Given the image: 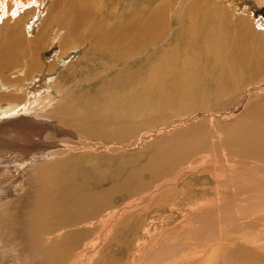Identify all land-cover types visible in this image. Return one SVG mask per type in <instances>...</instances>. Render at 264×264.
I'll return each instance as SVG.
<instances>
[{
	"label": "rangeland",
	"instance_id": "obj_1",
	"mask_svg": "<svg viewBox=\"0 0 264 264\" xmlns=\"http://www.w3.org/2000/svg\"><path fill=\"white\" fill-rule=\"evenodd\" d=\"M73 1L8 0V4H2L3 0H0V39H6L7 42L9 40H13L14 42L15 40H19L17 42H20L17 43L16 46V42L14 43L12 41L13 43L12 45H10L12 53H14L16 50L18 51L14 53L15 55L12 54V58H15L16 60L14 59V61L12 58H10L7 64L11 65H7L5 69H0V135L2 129H4L5 131L7 129H10L12 131L18 132L19 136L17 139L8 138L6 137L7 135L5 137L0 136V147L1 150L5 149L6 151L4 150L3 152L6 153L11 143L14 144L21 142L23 145L27 146V149L23 152L24 154L26 153L25 156H19L20 161L17 164L15 159H11L9 160V166L7 164V166H0V217L1 215H3V217L6 215L5 225H7L8 223L9 215H12V222L10 223V225H12L9 227L10 230L8 229L10 232V243L9 241L7 243L6 241H2L6 237L8 232L6 230V226L3 224V218L0 222V264H33L34 260L35 264H39V260L46 264V261L44 259L39 258L38 256L37 258L35 257L37 252H39L37 249L38 247L35 248L29 241L25 242V240H16H19V242L26 244V252L24 246L21 244L19 245L18 242L17 249H14L12 247V232L16 231V228L18 227V222H21L23 220L28 223L27 227H22L26 237L30 236V230L33 228V225L31 223L32 214H28L27 212L23 213L22 210H24L23 198L27 194L35 193L32 192L35 189L34 184L36 183V181H38V179H36L37 177L35 178V173L38 170V168H35V164L40 163V161L35 160L38 159L37 155L44 156L42 159L45 160V166L46 164H50L57 165V167L68 163L71 158L73 159L75 157L74 160L78 162L79 165L82 166L81 169L83 168V170L85 171V176L86 173H89L92 169L101 166L103 160H106L107 163H104V165H108L110 169L113 168L115 161H120L122 159L125 160V162L121 161L120 164H117L116 166H118L119 168L135 169V167H141L142 163L146 162L150 154L154 152V141L158 139L156 137L160 138L163 137V135H167H165L166 132H163L164 129L169 130L167 133H173L177 130L181 131L188 126L196 125L199 122L204 123L205 121H207L208 118L212 119V117L214 122H208L211 123L210 126H213V123H215V127L217 128L218 122L219 125H223V123H221L223 121L228 124L230 121L240 117V115L244 114L249 109L254 108L256 104L259 103L261 98L264 99V72L262 75L258 73V77L253 78L251 76L252 71H250L249 68L242 66L244 69L243 70L242 67L240 68L237 65H232L234 62V57L230 54H234L232 53V48L234 45L233 43L235 42L234 39H231V42L227 40L226 45L228 47L225 45L222 47V49L224 48L225 51L221 55L216 49L218 48V46L214 45V49H212V60L206 61L207 55H204V51H208V49L204 46V37L206 38V32L202 29L198 31L202 33H198L196 50H203V53H198L199 56H197L198 78L201 83L207 82L209 80V86L208 88H206V91L208 93L206 95H208L209 98L207 101L208 103L204 107L199 108L201 106L200 102H198L196 99H193L190 102L191 105L196 104L193 108L190 107L187 108L185 111H179L177 110L179 109L178 106L181 104L180 102H177L179 100L175 101L174 99L168 96L169 98L165 100L166 103H164L161 108L159 107L157 109L151 111L149 110L148 112L143 113V110L139 107L138 109H136L135 113L132 111L125 112V108H128V106L123 105L128 103L130 100L125 101L122 98L119 99L120 96H118V101H109L110 99H107L109 101L108 105L106 103L104 104L103 102H100V100L97 99L99 97V94H95L93 91H90V93L88 94L89 98L92 101L97 100L98 103L96 104L95 102H88L87 99V101L83 100V105L85 106V109L82 108V103H78L80 109L78 107H75V110H77L78 115H75L73 112L71 116H73L74 119H77L78 117L81 119H86L88 118V116L91 117L90 115L94 116L92 113L97 111L95 117H97V115H100V118L102 119H94L96 120L93 121V123L95 122L94 133H96L95 129L98 127V125H100V131H108L112 129L115 131V129H118L123 133V131L131 125L130 123L124 122L120 125H116V127L113 128L111 127L113 126V120H111V123L108 120H104V118L110 119L113 117V115L117 114L121 117H125V115L130 113V117L134 116L133 118H131V120H133L132 123L135 125L136 128L134 129V132L131 134V136L129 135L130 137L128 138L125 137L124 139L118 140H104L107 139V137L103 136V138L95 134L93 136H89V130L81 129L82 126L80 125V123H78L79 125H77V123H73V125H70L69 123H61L59 119L55 117L56 107L60 108V110L66 107L72 110L71 108H74V106H76L75 103H72V99L77 100L78 96L81 95V92L83 90L85 91L86 89H88L86 90L88 92L89 90L97 87L100 82V78H103L101 74L106 72L110 66V62L106 61L105 57H101L100 59L98 57L93 58V55L89 54V51L92 52L91 49H102L97 38L91 32L94 28H98L97 26H103L104 23V25H112L111 27H113L114 21L115 23L117 21H120L121 24H124L123 21L127 20V18L123 16L124 12H126L130 8V6L128 5L130 0ZM194 1L195 0H183L181 2V0H172L169 1L170 3H166L168 11H166L167 15L164 16L165 18L162 17L161 19L165 22L163 25V30L161 32V37L158 41H153L152 39H149L147 41L148 45L146 46L148 49L144 48L142 51L133 52L132 56L130 57L131 61H135L141 56L155 53L158 47L163 49L170 46V44L173 43L172 41L175 39V35L177 34V32L182 29V24L184 22V16L182 18V15H184L186 9L190 7ZM218 1L222 3L223 9L225 8L224 11L227 14L228 12H231L233 14L234 21L230 22H242L246 26L248 25V23L252 24L255 34H258L254 39L256 41L258 39L259 41L261 40L262 46L264 45V26H262L264 24H260L264 23V15L258 11L255 12V10L258 8H264V1ZM74 5H76V7L72 8ZM133 5L134 6H132L131 9H134V11H138L141 8H144L146 3L142 4V2H138L134 3ZM78 7L81 8V10L83 9L82 11L79 10L80 13H86L88 10H91L93 12V15L83 16L79 29L76 30L77 32L75 31L73 33L71 31V26L74 25L72 23V20L77 17V15H80L79 12H77ZM169 7L172 8L170 9ZM174 9L178 10V12H176ZM173 11H175L176 13H173ZM220 15L222 14L220 13ZM87 18L89 20H87ZM240 19L243 20L241 21ZM98 21H100V23ZM95 22H97L96 24L98 25H96ZM108 22L109 24H111L109 25ZM14 26L17 27L15 28ZM233 27L236 28L235 24H233ZM9 28L15 29L13 33L10 34L8 30ZM100 29L101 27L99 26L98 30H96L95 32L100 33ZM39 32L42 35H39ZM125 32L122 34L123 37H126L127 39L132 37L131 32H128L127 30ZM232 32H235L236 34V31L234 29H232L231 31L232 36H235ZM115 34H118L116 30L114 31L113 35ZM221 34L222 35L220 37L222 38L224 34ZM11 35L12 37H10ZM215 36V39L219 37L216 34ZM19 37H21V39ZM87 37H89L90 39H87ZM91 37L95 38L92 39ZM221 38H218L217 40ZM58 39H60L61 41ZM222 39L225 38L223 37ZM53 40H55V42ZM110 40L111 41L109 42V44L114 42V38L110 37ZM248 45L250 50L255 47L257 52L260 48L258 46L259 43L256 42ZM14 46L16 47L14 48ZM178 51L176 52V54L178 53ZM219 56L221 60L218 63L217 59ZM32 57L35 61L31 59ZM221 57L224 59H222ZM226 60H230V63ZM2 62H6V60H2ZM88 63H91L90 67L86 68L85 64ZM29 64L37 65L31 66L33 67L31 68ZM9 66L12 68H10ZM29 68L30 70H28ZM233 70L236 72L233 73ZM244 71H247L246 74ZM115 73L116 71L114 69H109L107 71L108 75L111 74L110 76L114 75ZM209 73H213V77H206V75H208ZM42 76L44 77V79L46 78L45 81L39 80ZM236 76L238 77L236 78ZM220 82L225 83V85L227 84L228 87L226 91L229 94L225 93L226 91L224 93L215 92V87L216 85H218L217 83ZM208 89L210 90V92H208ZM1 97H5V99H1ZM22 102H28L29 105H25ZM181 102L189 103L185 99ZM9 103L16 104L18 105V107L10 109L9 107L11 105ZM100 105H103L104 107L102 108V106ZM115 106H117L118 108L115 109ZM163 112H166L165 116L161 114ZM102 113L104 114V116H102ZM209 113H214V115L212 117H209ZM231 113L234 114L230 115ZM65 114H63L62 117L65 116ZM156 116H158L159 119L158 117L156 118ZM186 118L188 119L183 120ZM26 120L27 122L39 121L41 122V126L37 125L35 127H30L29 125L28 127H26L27 125L24 126V121ZM176 121L177 123L182 122L183 124H177L176 126L170 128L174 123H176ZM212 128H210V130H212ZM217 129L219 130V128ZM149 131H153V136H151L147 140L149 142L141 140L144 137V134ZM26 133L29 134L28 137L37 133V140H34V142H30ZM225 134L226 132H224V137ZM50 135L52 136V138L50 137ZM33 136L35 137V135ZM100 139H102V141ZM13 148L15 150L17 147L12 146L10 150H12ZM221 148H224V146H222ZM62 151L66 152L62 153ZM203 152H198V155H194L193 163L195 164H189L191 162L184 164L185 167L191 166L190 171L187 172L186 170L183 171L181 169H176L174 173H172V175L170 173L169 177L166 176V178L159 179L158 181L153 183V186H150L148 188L146 186L147 189L145 190H138V192L133 191L136 193L130 196H116L112 199L111 206L101 212L103 217L102 219L101 216H96L97 214H92L94 217L93 220L96 219L94 221L95 224H90V222H88V224H85V222L79 225L76 224L73 225L72 228L70 226L69 231H67V227L66 230L63 229L64 233L62 231H58L60 227H54L58 229L56 230L52 228L53 232H49V229L53 225H51V227L46 226V229L42 228L40 241L44 245L41 246L43 252L48 246H50L51 248L55 247L58 242L62 241L64 237L68 235V232L76 231L79 227H81V229H85L87 231L88 240L86 241V253L89 257L84 258L83 260L76 259V252H79L78 248L75 251L73 250V252L70 254V261L68 264H76V262L78 264H142L147 258L150 257V251L155 250L156 247L153 245H156L157 242H162L164 238L171 232L172 233L170 238H173L172 235L175 230H180V228H182L183 230L189 229L192 224L189 222L191 220L195 221L196 227L205 225L201 219V216L207 214L206 212H208V209L204 208H209L210 211L212 203H215L217 197H219L220 200L225 201L224 204H227L230 207L232 205L236 207L239 205L242 206L238 208L237 211L242 209L241 212L244 213V216H246L247 213H250L253 214L255 218L257 217L255 220L262 219V217H264V178H258L255 181H252V178H250L248 174L244 173L248 171L243 169L245 165L241 164L247 161H240L239 159L241 158L235 157L230 150L225 151L224 149L223 154L225 158L223 156H217V160L219 161L220 158L221 161V163L218 162L219 165L218 168H216L219 179V181L217 182L214 170L212 168V165L214 163L213 158H211L212 156L209 152ZM200 156H204V159ZM33 157H35V159H33ZM136 157H139L141 159L138 161V163H134V161L127 162L126 158L132 159ZM196 157L197 160L200 158V161L198 163H196L197 160L194 159ZM101 158L104 159L102 160ZM225 160L229 168H240V173H226L224 171L223 165V162ZM259 161L262 162L264 160ZM43 162L44 161H42V163ZM32 163L35 164L33 166H30ZM93 164H95V166ZM233 164L239 166H235ZM57 167L54 169L61 168ZM69 170L72 171L71 168ZM70 171L67 172L69 175H72L73 172L70 173ZM261 173H264V169H262ZM50 175L51 173L48 172L47 178ZM52 175L55 176V172L52 173ZM80 176L78 177L79 180L84 181V179H82ZM141 178L149 180L151 178V175L149 173H140V176H138L137 181L140 182L142 180ZM84 182H88L86 184H89L90 186L93 184L92 178L89 177L85 178ZM168 182L171 183L170 186ZM175 183L176 185L178 184V188ZM259 183L262 184L258 185ZM217 184L219 187H217L218 191L216 192ZM222 185L230 186L229 190H226L225 187H222V189H225V191H219V188H221ZM103 186H108V183H105ZM173 188H175V190ZM151 192H155L156 196H151ZM233 192H236L238 195L233 194ZM250 193L253 194L251 195ZM231 196L233 197V199L231 198ZM27 199L28 197L26 198V201ZM34 199L35 195L30 199V204H33ZM254 209L257 210L255 211ZM220 211V214H226L220 219L223 222L227 223V225L232 224V222L236 220L238 216L237 214H240V212L234 213L233 211H230L228 209L224 210L225 213L222 210ZM230 213L233 215L231 217H228V214ZM113 216H116V218H109ZM127 217H130L128 219V225H121L123 220ZM93 220L91 219L90 221L93 222ZM227 227H230L228 233H230L232 237L236 238L238 236H243V243L247 247L256 248V235H259L261 233V231L258 230V227L252 226L250 225V223L249 225H246L241 217L239 222L238 220H236L231 226L224 225V228ZM58 232L61 234H59ZM185 232L177 233V235H181L183 233L185 234ZM48 235L50 236V238ZM186 239H188V237H186ZM81 243L84 246V243ZM178 247H176L175 251L173 252L174 255L181 251L182 248L184 249V247L181 245ZM25 253L26 255H24ZM91 253L93 254V256H90ZM177 257L178 256L174 258L177 259ZM22 258L23 262H21ZM133 258H135V260L138 259V261H134ZM179 258L181 259L182 257L179 255L177 259L178 261ZM173 259H171V261ZM186 259L188 258H182V260ZM169 262L167 263L170 264Z\"/></svg>",
	"mask_w": 264,
	"mask_h": 264
},
{
	"label": "bare ground",
	"instance_id": "obj_2",
	"mask_svg": "<svg viewBox=\"0 0 264 264\" xmlns=\"http://www.w3.org/2000/svg\"><path fill=\"white\" fill-rule=\"evenodd\" d=\"M76 1H79V0H76ZM169 1H172V0H130V2L128 3L130 8L129 10L124 12V15H123L125 18H127V20L123 21L124 24H121L120 21H117L116 23L114 21L113 27H111L112 25H110L111 23L109 24V22L108 24L110 26L104 25L105 23L103 24V26L99 25L101 27L100 29L101 34L98 32H95L96 30H98L99 26H97L98 28L93 29L91 33H93V35L97 38L98 42L100 43V47L102 49H99V50L91 49L92 52L89 51V54L90 55L92 54L93 58L98 57L100 59L101 57H105L106 61L110 62V66L108 65L109 66L108 70L114 69L116 73L112 76H110L111 74L109 75L107 74L108 70L102 73L101 76L103 78H100V82L97 87L89 90L88 92L86 91L88 89H86L85 91L83 90L81 92V95L78 96L77 100L72 99L73 100L72 103L76 104L74 108H71L72 110L68 109L67 107L60 110V108L56 107L55 117H57L61 123L63 124L69 123L70 125H73V123H77V125H79L78 123H80V125L82 126L81 129L89 130V136H93L95 134L101 137L103 136L107 137V139H104V140H110V141L112 139L118 140V139H124L125 137L128 138L131 136V134L134 132V129L136 128H135V125L132 123L133 120H131V118H133L134 116L130 117L129 116L130 113L125 115V117H121L117 114V115H113V117L110 119L104 118V120H108L110 122L111 120H113V123L111 122L113 124V126L111 127L113 128H115L116 125H120L121 123H124V122L130 123L131 125L126 130H124L123 133L122 131L118 129H115V131L113 129L108 130V131H100L99 130L100 125H98V127L95 129L96 133H94L95 122L93 123V121H96L94 119H102L100 118V115L99 116L97 115V117H95V114L97 111L92 113L94 116L90 115L91 117L88 116V118L86 119H83V118L81 119L79 117L77 119H74L73 116H71L73 112L75 115H78L77 110H75V107L79 108L78 103L79 104L82 103L81 104L82 108L85 109V106L83 105L84 104L83 100L87 99L88 102L90 101V102H95L96 104L98 103L97 100L92 101L89 98L88 94L90 93V91H93L95 94H99V97L97 99H99L100 102H103L104 104L106 103L108 105H109V101L111 100L118 101V96H120L119 99L122 98L125 101L130 100L128 103L123 105V106L125 105L128 106V108H125V112L132 111L135 113L136 109H138L139 107L143 110V113L148 112L149 110L151 111V110L157 109L159 107L161 108L164 105V103H166L165 100H167L169 97H171L175 101L179 100L177 101L178 103L179 102L181 103L179 105L180 107L178 106L179 109H177L179 111L180 110L185 111L187 108H190V107L193 108L196 105V104L191 105L190 102L193 99H196L198 102H200L201 106L199 108L204 107L208 103L207 101L209 98L208 95H206L208 94L206 91V88H208L209 86L208 85L209 80L207 82L201 83V81L198 78L197 56H199L198 53H203V50L201 49L199 51L196 50L198 33H202L198 31L202 29L206 32V38L204 37V46L208 49V51H204V55H207L206 61L212 60V56H213L212 49H214V45L218 46V48L216 49L218 50V53L221 55L225 51L224 48L222 49V47L224 45L227 46L226 45L227 40L230 41L231 39H234L235 42L233 43L234 45L232 48V53L234 54H230L231 56L234 57L233 59L234 62L232 65H237L240 68L242 66L249 68V70L252 71L251 76L253 78H257L258 73L260 75L263 74L264 72V45L262 46L261 40L259 41L258 39L257 41L259 42H257L254 39L256 38L258 34H255L252 24L248 23V25L246 26L242 22L241 23L230 22V21H234L233 14L231 12L230 13L228 12L227 14L224 11L225 8L223 9L222 3H220L218 0L217 1L215 0H195L193 4L186 9V11L184 12V15H182V18L184 16L183 18L184 22L183 24L181 23L183 25L182 29L179 32H177V34L175 35L176 37L172 41L173 43L170 44V46H168L167 48H163V49L158 47L155 53L147 54L145 56L139 57L135 61H131L130 57L132 56V53L135 51H142L144 48H147L146 47L148 45L147 41L149 39H152L153 41H158L159 38L161 37V32L163 30V25L165 23L161 19L162 17L167 15L166 11H168V7L166 3H168ZM182 1L183 0H181V2ZM260 1L262 2L264 0H260ZM138 2H142V4L146 3L145 7L141 8L138 11H134V9H131L132 6H134L133 4L138 3ZM75 7L76 5H74L72 8H75ZM258 9H257L258 12L264 15V8H258ZM79 10L82 11L83 9L81 10V8L78 7L77 12H79ZM174 10L178 12V10L176 9ZM175 11H173V13ZM86 13L79 12L80 15H77V17H75L72 20L73 21L72 23L74 25L72 24L73 26H71L72 27L71 31L73 33L77 29H79L83 16L93 15L92 14L93 12L91 10H88ZM220 13L222 15H220ZM221 19H224V20H221ZM87 20L89 19L87 18ZM104 21H105V18H104ZM98 22L100 23V21ZM96 23L97 22H95V24ZM233 24H235L236 28L233 27ZM14 27L16 28L17 26H14ZM232 29L236 31V34L235 32L234 33L232 32L235 36H232L231 34ZM8 30L11 34L13 33L15 29L9 28ZM115 30L118 32V34L113 35ZM126 30L132 33V37L129 39L122 36V34ZM221 33L224 34L223 37L225 39H222L223 37L222 38L220 37L222 35ZM215 34L218 35L219 36L218 38H221V39L219 40H217L218 38L215 39L216 38ZM39 35H42V34L39 32ZM250 35H252L253 37ZM10 37H12V35ZM95 37L93 38L91 37V38L94 39ZM110 37L114 38V42L111 44H109V42L111 41ZM19 38L21 39V37ZM88 38L89 37H87V39ZM0 41H1L0 42V69L2 70L3 68L5 69L7 65H11V64H7V62L10 60V58H12V54L18 51L14 50L15 51L14 53L11 52L12 49L10 48V45H12V43L14 42L13 40H12L13 42L11 40L7 42L6 39H0ZM17 41L15 40L16 43L14 42L16 46H17V43H20ZM53 41L55 42V40ZM254 42L259 43L258 46L260 48L258 49V52L255 49V47L252 48L251 50L249 48L248 44H253ZM16 46H14V48ZM177 51L178 53L176 54ZM31 59H33V57ZM2 60L4 61L6 60V62H2ZM220 60L221 59L219 56L217 59V62L219 63ZM90 64L91 63L85 64L86 65L85 67L89 68ZM36 65L37 64H29L30 67L36 66ZM28 70H30V68ZM234 72L236 71L233 70V73ZM244 72L246 74L247 71H244ZM206 77L208 78L213 77V73H209L208 75H206ZM237 77L238 76H236V78ZM39 80L45 81L46 78L44 79V77L42 76ZM222 82L217 83L218 85H216L215 87L216 93H224L227 90V87H228L227 84L225 85V83H222ZM233 84H234V81H233ZM208 92H210L209 89H208ZM225 93H228V92L226 91ZM1 99H5V97L4 98L1 97ZM107 99H110V100L108 101ZM184 99L189 103L181 102ZM22 103L25 105L26 104L29 105L28 102L26 103L22 102ZM9 104L12 106V108L11 106L10 107L8 106L10 109H14L18 107V105L16 104H13V103H9ZM100 106H102V108L104 107L103 105H100ZM117 108L118 107L115 106V109ZM117 113H118V110H117ZM63 114H65L66 117L65 116L62 117ZM161 114L165 116L166 112H163ZM209 114H210L208 115L209 117H212L214 115V113H209ZM233 114L234 113H231L230 115H233ZM102 116H104V114ZM157 117L158 116H156V118ZM188 118L183 119V120H187ZM208 121H213V117L212 119L208 118L207 121H205L204 123L199 122L196 125L188 126L181 131H178L177 129H175L177 131L173 133H167L169 130L164 129L163 132H166L165 135L166 134L167 135L166 136L163 135V137H160V138L156 137L158 139L154 141V145H155L154 152L150 154L146 162L142 163L141 167L139 168L135 167V169L119 168L118 166H116L117 164H120L121 161L125 162V160L123 159L120 161H115L113 168L110 169L108 165H104V163H107L106 160H103L104 158L103 159L101 158L103 160V162L101 163L102 165L95 168L94 167L95 164H93L94 165L93 167L95 169H92L89 173H86V176H85L84 175L85 171L83 170V168L81 169L82 166H80L79 163L74 160L75 157L73 159L71 158V160L68 161V163L58 166V167H61L60 169H54L57 167V165L49 164L50 165L49 166L46 164L45 166L44 164L45 160L42 159L44 156L37 155L38 159H35V157H33V159L40 161L39 164H35L36 163L35 162L30 165V166H33L35 164L36 165L35 168H38L37 172L35 173V178L37 177L36 179H38V181H36L37 185L36 183L34 184L35 189L34 191H32L35 193L27 194L23 198V202H24L23 209L24 210H22L23 213L27 212L28 214L29 213L32 214L31 223L33 225V228L30 230V233H29L30 238L26 237L22 227H27L28 223L23 220L21 222H18V227L16 228V231L12 232V239H13L12 247L14 249H17L18 247L17 242H18L19 245L21 244L24 246V249L26 252V244L19 242V240H25V242L29 241L35 248L38 247L37 249L39 252H37L35 257L37 258L38 256L39 258L44 259L46 261V264H68L70 261V254L73 252V250L75 251L78 248H79V252L78 253L76 252L77 257L75 256V258L81 259V260H83L84 258H88L89 256L86 253V245H87L86 241L88 240V236H87V231L85 229H81V227L78 226L79 230L77 229L76 231L68 232V235L64 237V239L66 238L65 240L63 239L62 241L58 242V244L53 248L48 246L46 250L43 252L41 246H44V245L40 241L41 240L40 236L42 234V228H45L46 226L51 227V225H53L49 229V232H53L52 228L54 227H60L58 231L63 232V229L66 230V227L68 228L67 231H69V227L71 226L72 228V226L76 224L79 225V224H83L84 222L85 224H88V222H90V224H95L94 221L96 219L93 220L94 217L92 214H95V215L97 214L96 216H101V219H102L103 217H102L101 212L104 211V209L111 206L113 198H115L116 196H120V195L130 196L136 193L133 191L138 192V190L139 191L145 190L148 187L153 186V183L158 181L159 179L166 178V176L169 177L170 173L172 175V173H174L176 169L178 170L181 169L183 171L186 170L187 172L190 171L191 166L185 167L184 164L188 162H191L189 164H192V165L195 164L193 163L194 162L193 157L195 154L198 155V152L199 153H202L203 151H205L206 153L209 152L210 155L212 156L211 158H213V161H214L212 168L214 170L217 182L219 181V179H218V175H217L218 172L216 168H218L219 163H221L220 158H219V161L217 160V156L224 157V154H223L224 149L225 151L230 150L231 153L235 157L241 158L239 159L240 161H247L241 164L245 165L243 169L248 170V171L244 173L248 174V176L252 178L251 179L252 181H255L258 178H264V173H261L262 169H264L263 167L264 161L262 162L259 161V160H264V99L261 98L259 103H257L254 108L249 109L247 112L240 115V117L233 119L228 124L223 121L221 122L223 123V125H219V122H218L217 128H219V130L215 127L216 125L215 123H213L214 121L212 122L214 124L213 126H210L211 123ZM40 123L41 122L39 121L27 122L26 120L24 121V126L26 125H27L26 127H28L29 125L30 127H35L37 125L41 126ZM177 124H183V123L182 122L177 123L176 121V123H174L171 127L169 125L168 126L172 128L173 126H176ZM210 128H212V130H210ZM152 132L153 131L151 132L149 131L146 134H144V137L141 140L147 141L151 136H153ZM224 132H226L225 137H224ZM36 134H33L35 135V137L33 135L28 137L29 134L26 133L30 142H34V140H37ZM51 135L50 137L52 138ZM0 136L1 137L6 136L8 138L17 139L19 134L18 132L12 131L10 129H7L6 131L2 129ZM102 139L100 140L102 141ZM12 146L17 147V148L15 150L13 148L12 150L14 151H12L10 150ZM222 146H224V148H221ZM26 149H27V146L23 145L21 142L14 143V144L11 143L6 153L3 152L5 149L1 150V147H0V166L2 167L4 165L9 166L10 165L9 160L11 159H15L16 164H17L20 161L19 156H25L26 153L24 154L23 152ZM64 152L66 151H62V153ZM126 159H127V162L134 161V163L136 162L138 163V161L141 160L139 157L132 158V159L126 158ZM194 159L197 160V157ZM42 161L44 162L42 163ZM199 161H200V158L197 160L196 163H198ZM11 164H14V163H11ZM246 164H250V165H246ZM223 165H224V171L226 173L235 172L236 174H238L241 171L240 168H232V167L229 168L227 166L226 160L223 162ZM235 166H239V165H235ZM70 168L72 169V171L69 170ZM67 171L68 172L70 171V173L73 172L72 175H69ZM48 172H50L51 175L48 176L47 178ZM54 172H55V176L52 175V173ZM140 173L142 174L149 173L151 175V178L149 180H145L141 178L142 180L141 179L140 180L142 182L141 181L138 182L137 178L138 176H140ZM78 175L79 176L81 175L80 177L84 179V181H85V178L87 177L92 178L93 184L90 186L89 184H86L88 182L79 180ZM105 183H108V186H103ZM168 184L170 186L171 183L168 182ZM261 184L262 183H259L258 185H261ZM178 187L179 186H177V188ZM217 187H219L218 184L216 186V192L218 191ZM222 187L223 188L225 187L226 190H229L230 186L222 185L221 188H219V191H225V189L223 190ZM175 188L173 189L175 190ZM151 193H152L151 196L153 195L156 196L155 192H151ZM233 194H237V193L233 192ZM34 195H35V199L33 201V204H30V199ZM232 196L231 198L233 199ZM27 197L28 199L26 201ZM147 198H150V197H147ZM135 202H138V201H135ZM224 202L225 201L220 200V198L217 197L215 203H212L210 211H209V208H204V209H208L207 210L208 212H206L207 214L201 216V219L205 225L196 227L195 221L191 220L189 222L192 224L191 226L189 225L190 226L189 229H186V230H183L182 228H180V230L177 229L173 232V235H172L173 238H170L171 233H172L171 232L169 235H167L164 238L162 242H157L156 245H153L156 247L155 250L154 251L149 250L150 257L149 258L146 257L147 259L142 264H165V263L168 264L167 262L169 261H170L169 262L170 264H264V217H262V219L255 220L257 217L255 218L253 214L247 213V215L244 216V213L241 212L242 209L237 211V209L242 206L239 205L236 207L232 205L230 207L229 205L224 204ZM225 209L233 211L234 213L240 212V214H237L238 216L236 218L238 222L241 217L246 225H249L250 223V225L258 227V230L261 231V233L259 235H256V242H257L256 248L247 247L243 243V236L241 237L238 236L236 238L232 237V235L228 233V230L230 227L224 228V225L231 226L236 221L235 220L234 222H232V224L227 225V223L223 222L220 219L224 217L226 214H223V213L220 214L219 211L222 210L224 212ZM254 210L256 211L257 209H254ZM232 215L233 214L230 213L228 214V217H231ZM5 217L6 215L4 217L3 215H1L0 217V222L2 221V218H3L4 225H5ZM109 218H116V216L109 217ZM129 218L130 217L125 218L123 222L121 223V225H126L127 223H129L128 221ZM8 219H9L8 223L7 225H5L8 233L6 237L2 240V241H6V243L8 241L10 243V240H11L9 227L12 225V224L10 225V223L12 222V215L11 216L9 215ZM91 219L93 220V222L90 221ZM259 226H260V229H259ZM54 229L57 230L58 228H54ZM181 232H185V234L183 233L181 235L179 234L177 235V233H181ZM56 236H59V235H56ZM186 237H188V239H186ZM17 239L19 240L16 241ZM81 242L84 243V246L82 245ZM180 245L183 246L184 249L182 248L181 251H179L176 255H174L173 252L175 251L176 247ZM24 255H26V253ZM179 255L183 259L184 257L188 259L182 260V258L181 259L179 258V261H178L177 259ZM90 256H93V254L91 253ZM176 256H178L177 259L174 258ZM171 259L173 260L171 261ZM133 260L138 261V259L135 260V258H133ZM21 262H23V258L21 259ZM33 264H35V260ZM39 264H44V263L41 260H39ZM76 264L78 263L76 262Z\"/></svg>",
	"mask_w": 264,
	"mask_h": 264
},
{
	"label": "crops",
	"instance_id": "obj_3",
	"mask_svg": "<svg viewBox=\"0 0 264 264\" xmlns=\"http://www.w3.org/2000/svg\"><path fill=\"white\" fill-rule=\"evenodd\" d=\"M8 0H3V3L2 4H8L7 3ZM258 10L256 9L255 12H257ZM261 24H264V23H261Z\"/></svg>",
	"mask_w": 264,
	"mask_h": 264
}]
</instances>
